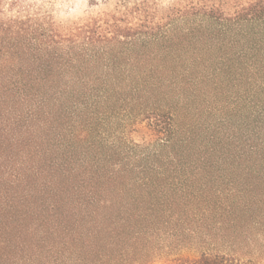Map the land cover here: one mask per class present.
Segmentation results:
<instances>
[{
    "label": "trees",
    "instance_id": "1",
    "mask_svg": "<svg viewBox=\"0 0 264 264\" xmlns=\"http://www.w3.org/2000/svg\"><path fill=\"white\" fill-rule=\"evenodd\" d=\"M54 7L0 0V226L63 245L0 264H259L220 247L264 246V0Z\"/></svg>",
    "mask_w": 264,
    "mask_h": 264
},
{
    "label": "rangeland",
    "instance_id": "2",
    "mask_svg": "<svg viewBox=\"0 0 264 264\" xmlns=\"http://www.w3.org/2000/svg\"><path fill=\"white\" fill-rule=\"evenodd\" d=\"M38 1V0H30ZM55 4V11L58 13L57 16L66 21L78 20L85 17L89 13H96L99 11L111 10L114 7V0H53ZM48 6V5H46ZM264 188V187H263ZM262 188V189H263ZM259 189V190H262ZM61 216L54 217L55 221H50L48 213H43V216H28L23 217V221L12 223L5 227L0 226V240L9 243L10 246L16 247L19 243H22L30 254L35 252H40L43 247L54 246L55 244L62 248L60 241L62 236L60 235V230H62L63 224H59L61 221ZM75 222L74 220H71ZM62 223V222H61ZM257 227H259L257 225ZM262 230V228H261ZM256 228L250 229V233L255 235L258 232ZM258 239V238H257ZM256 246L260 245L258 248L255 247H243L238 249V251L231 250L226 245H221L220 250L228 253L235 254L239 252L242 259L254 258L260 260L259 264H264V246L263 243L258 240L255 242ZM263 246V247H262ZM64 248V247H63ZM229 248V249H228ZM9 250V248H8ZM202 250L199 248L195 253ZM7 249H3L0 253H6ZM9 254V253H8ZM9 258H13L12 253L7 255Z\"/></svg>",
    "mask_w": 264,
    "mask_h": 264
}]
</instances>
